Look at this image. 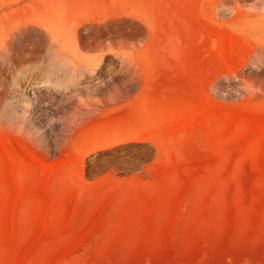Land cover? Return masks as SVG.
<instances>
[{"label": "rangeland", "instance_id": "rangeland-1", "mask_svg": "<svg viewBox=\"0 0 264 264\" xmlns=\"http://www.w3.org/2000/svg\"><path fill=\"white\" fill-rule=\"evenodd\" d=\"M0 22V264H264V0H0Z\"/></svg>", "mask_w": 264, "mask_h": 264}, {"label": "bare ground", "instance_id": "bare-ground-1", "mask_svg": "<svg viewBox=\"0 0 264 264\" xmlns=\"http://www.w3.org/2000/svg\"><path fill=\"white\" fill-rule=\"evenodd\" d=\"M54 6V5H53ZM253 7H254V5H253ZM258 9V8H257ZM62 14V13H61ZM7 16V15H6ZM91 21V20H90ZM2 22V21H1ZM1 22H0V24H1ZM50 22V21H49ZM93 23V22H92ZM41 24V23H40ZM45 24V23H44ZM82 24V22H80V23H78V24H76L75 25V28L73 29V31L74 32H76V31H79L78 29L80 28V25ZM86 24V23H85ZM89 24V23H88ZM12 25H14V24H12ZM31 25V27H33V28H35V29H39V27L41 26H36V25H34V24H29V23H20V24H18L17 26H16V29H19V30H22L21 32H23V31H25V29L23 30V28H25V27H28V29H29V26ZM54 26H46L45 27V29H46V34H48L49 35V43L51 44V45H56V47L59 49V51L60 50H63V49H65V46H66V44L65 43H67V40L66 39H63L62 41L60 40V36H59V34H60V30H62L61 29V27L60 26H56L55 24H53ZM1 26H3V24L1 25ZM0 26V27H1ZM42 26H43V24H42ZM45 26V25H44ZM84 26V25H83ZM6 27V26H5ZM14 27V26H13ZM2 28H4V27H2ZM32 28V30H34ZM67 28V27H66ZM82 28V27H81ZM10 29H11V27H10ZM27 29V28H26ZM14 30V29H13ZM3 31V33L1 34V35H3L4 34V36H5V33H4V31H6V29L5 30H2L1 29V32ZM14 31H16V32H18V30H14ZM13 31V32H14ZM40 31H41V28H40ZM63 31V30H62ZM8 32V31H7ZM7 32H6V34H7ZM10 32H11V30H10ZM13 32L12 33H9V34H11V38H13L14 36L12 35L13 34ZM16 32H15V34H16ZM19 33V32H18ZM42 33H44V32H42ZM78 33V32H77ZM80 33V32H79ZM8 34V35H9ZM7 35V37H9ZM43 35H45V34H43ZM78 35V34H77ZM15 36H17V34L15 35ZM46 36V35H45ZM78 36H80V35H78ZM3 38L4 39V37L3 36H0V38ZM18 37V36H17ZM81 37V36H80ZM48 38V37H47ZM3 39H1V40H3ZM6 39V38H5ZM15 39H17V38H15L14 37V39H13V42H14V40ZM79 40V39H78ZM61 41V42H60ZM12 42V45H14V43ZM1 43V42H0ZM2 43H3V41H2ZM0 44V47L4 44ZM49 44V45H50ZM53 46H50V47H52V48H56L55 46L53 47ZM9 47V46H8ZM3 46L0 48V50H2V51H4L3 49ZM12 48H14V46L12 47ZM20 48V47H19ZM5 49V48H4ZM71 49V48H70ZM9 50L11 51V49L9 48ZM13 50V49H12ZM57 50V49H56ZM1 51V52H2ZM7 50H5L4 51V53L6 52ZM12 52V51H11ZM60 53V52H59ZM71 53V52H70ZM65 54V53H64ZM72 55V54H71ZM73 56H74V54H73ZM76 58V57H75ZM86 64V63H85ZM90 65V64H89ZM88 64H86V65H83V67L84 68H88V66H89Z\"/></svg>", "mask_w": 264, "mask_h": 264}]
</instances>
